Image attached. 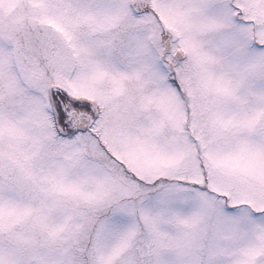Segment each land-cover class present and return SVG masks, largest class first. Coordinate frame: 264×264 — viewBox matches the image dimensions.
<instances>
[{"label": "snow or ice", "instance_id": "1", "mask_svg": "<svg viewBox=\"0 0 264 264\" xmlns=\"http://www.w3.org/2000/svg\"><path fill=\"white\" fill-rule=\"evenodd\" d=\"M0 264H264V0H0Z\"/></svg>", "mask_w": 264, "mask_h": 264}]
</instances>
